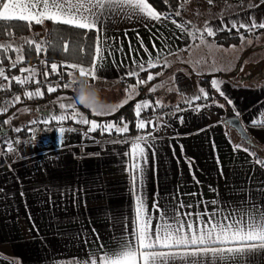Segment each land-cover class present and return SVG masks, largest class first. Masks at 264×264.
<instances>
[{
  "label": "crops",
  "instance_id": "1",
  "mask_svg": "<svg viewBox=\"0 0 264 264\" xmlns=\"http://www.w3.org/2000/svg\"><path fill=\"white\" fill-rule=\"evenodd\" d=\"M193 2L182 0L184 16ZM254 5L225 19L231 18L237 24H250V17L257 23L264 21V3L259 0ZM171 20L157 23L117 17L107 21L102 39L106 37V52L111 55H106L97 72L99 79L91 80L102 85L101 90L125 83L129 79L125 73L133 67L132 60L148 59L140 47L141 40L153 57L156 56L153 42L164 54L161 65L153 68L162 73L157 76L161 83L169 88L171 80L181 78L175 84L179 85L182 100L155 111L148 109L142 117L157 127L149 125L140 132L134 125L131 134H125L135 137L152 132L156 138V155L154 158L149 155L141 184L147 208L151 211L154 200L168 210L173 206L179 208L181 203L193 205L179 209L181 212L203 211L205 206L211 211L213 200L217 206L238 205L250 197L264 204V167L255 163L257 157L264 158V29L252 35L246 32L243 43L240 39L237 44L222 46L205 37L207 43L200 44L199 39L181 32ZM226 26L236 30L231 23ZM185 28L191 30L190 26ZM164 57L168 67L163 66ZM191 78L195 80L190 81ZM213 80L218 82L224 96L212 87ZM192 84L189 98L187 87ZM201 88L208 91V100L194 99V94L201 95ZM42 91L43 98H37L33 104L21 96L20 103L7 106L8 111L0 115V128L6 130V135L14 128L24 129L18 134L22 143L14 153H7L0 140V162L6 158L10 162L0 169V264H72V259L83 257L89 247L114 244L125 234V225L131 230L135 197L128 171L130 158L125 155L130 145L112 143L113 139L124 138L115 133L102 136L97 131V135L88 133L91 138H86L87 130L81 127L86 125L78 126L72 121L63 125L75 129L65 134L63 147L58 145L57 132L54 142L48 139L44 129L49 125L35 129L37 139L33 142L26 130L29 121L40 120L45 113L59 114V103L76 102L79 94L76 86L60 89L55 96L46 88ZM131 102L135 106L136 101ZM217 103L224 107H217ZM205 104L208 106L195 111L198 105ZM235 112L240 113L238 120L260 153L256 157L242 150L234 151L242 140L224 121L236 117ZM85 115L98 122L113 116L95 117L88 111ZM9 117L10 123L3 125ZM254 119L261 123L253 125ZM50 125L56 129L61 126L55 122ZM243 146L249 148L247 144ZM249 264H264V253L251 257Z\"/></svg>",
  "mask_w": 264,
  "mask_h": 264
},
{
  "label": "snow or ice",
  "instance_id": "2",
  "mask_svg": "<svg viewBox=\"0 0 264 264\" xmlns=\"http://www.w3.org/2000/svg\"><path fill=\"white\" fill-rule=\"evenodd\" d=\"M185 3L188 0H184ZM167 4L168 0H164ZM209 4L213 0H208ZM264 3V0H261ZM256 7V5H249ZM175 15H180V10L175 11ZM117 17L126 19H138L143 21H155L160 23L171 19L170 14L157 12L148 0H0V35L14 36L16 29L27 28L33 30L34 25L45 26L46 22H50L54 27L48 32L51 37L49 40H41L36 42L34 39H25L24 45H14L11 42L0 43V79L6 81V84H0V91L11 89L14 81L21 88L29 83L39 85L41 81L37 79L38 75H42L47 81L50 73L45 70L38 73L35 67H20V75L9 76L6 74L4 63L7 60L11 69L17 68L18 65L25 63V45L27 53L30 55L33 46L36 55L39 57L42 52L47 53L49 49H55L62 54H69L71 50L77 53L76 59L80 62L64 61L61 64L55 62L49 65L47 60H40V64L51 68V74L63 77L61 68L69 69L67 71V82L60 84L57 82L55 86L49 84L47 91L49 94L57 91L58 88L70 89L76 86L78 88V97L74 103H59V114H43L40 120H31L29 125H50L55 122L61 125L56 129L58 134V145L63 147L64 137L67 132H72L75 129L66 128L63 125L67 121H72L75 124L86 125L87 131L84 133L86 138L88 133L99 131L103 136L105 134L112 135L115 133L118 136H123V139H113L111 142L115 144H129V151L125 155L129 156L130 164L128 171L132 176L133 195L135 197L134 217L131 220V230L128 231V226L125 225V234L115 240L114 244H100L98 248L89 247L83 257H75L72 259V264H249L251 257L256 254L264 253V204L256 201L248 200L240 204L217 206V201L213 200V209L208 210L205 206L203 211L181 212L179 209L192 208L193 205H184L181 203L179 208L173 206L171 210L164 209L159 200H154L151 205V211L147 208L143 199L141 189L142 177L146 168L149 166V155L155 157V137L152 132L135 137H127L129 132V124L121 118L120 121L98 122L90 120L85 114L77 109V104H84L89 107L92 115H113L119 108L128 104L130 100H135L141 94L143 86L148 85L157 76L162 73H153L150 71L153 68L161 65V56L163 52L159 50L153 42L152 48L156 51V56L153 57L149 49L140 41V47L148 54L146 61L137 62L132 60L133 67L125 73L129 79L135 78V83L128 84L125 89L126 98L119 105L99 107L88 103L94 98V89L89 80L95 81L99 79L97 72L103 67L106 55L110 56L111 52H106V37L102 39L105 32V24L109 20H115ZM251 23H239L229 21L231 27L239 32L244 29L250 35L258 29H264V21L256 22L254 17H250ZM177 29L185 33L192 39H199L200 44H206L204 33L208 37H215L217 32L231 31L226 25L213 28L205 23L204 28L191 31L171 20ZM147 26V24H146ZM69 29L73 31H69ZM95 32L94 48L89 45L91 39L89 33ZM196 33H200L199 36ZM38 35V33H37ZM76 37V39H72ZM181 37H177L180 39ZM241 42L245 41V36L240 35ZM256 39H259L257 35ZM251 43V40L248 41ZM200 45H196L199 47ZM167 47V45H165ZM189 48L192 47L190 44ZM120 51H123L121 48ZM129 51H132L131 44ZM182 51H187L183 49ZM14 53L13 58L9 53ZM175 53L169 52V55ZM91 56V64L86 65L83 60L85 56ZM119 66V65H118ZM163 66L168 67L167 58L164 57ZM147 72V78H141V73ZM78 73V76L76 75ZM26 74V75H25ZM163 85H153L148 89L150 93L157 90ZM212 87L224 96L216 80L212 81ZM87 89V91H86ZM201 95L195 96V100H208V93L203 88L200 89ZM23 95L28 100L35 98H43V91L40 87L35 90L25 89ZM60 100L63 97L58 98ZM227 99V97H225ZM21 102V96L15 95L10 101L4 102L5 105ZM213 103H216L214 100ZM229 105H232L230 99L227 100ZM192 103V101H188ZM161 100H156L155 104L150 100H138L134 106L136 116L135 127L138 131L143 132L149 125L155 129L157 125L151 120L141 118V113L151 109L155 111L157 108L163 107ZM208 105H198L195 111L199 112L201 107ZM217 107L223 108V104H216ZM234 108V105H233ZM182 109L177 108V111ZM8 111L7 106H0V115ZM25 112L28 109L24 110ZM15 115V114H13ZM235 116H240L239 112H235ZM11 117L5 119L3 125L10 123ZM183 122V118H181ZM229 127H237L240 125L236 120L224 121ZM260 121L253 120L252 124L256 125ZM13 131L19 133L24 131L22 128H14ZM51 129L45 128L44 131ZM27 131L31 134V140L36 141L35 129L29 127ZM6 130L0 128V140L6 144L5 151L14 153L18 149L14 147L22 141L17 138L14 141L4 139ZM240 145L234 146V151L242 150L248 153L249 156L256 157V153L250 151V148H245L244 144H249L250 141L243 130H241ZM28 141H24L27 143ZM33 143V147H35ZM149 150H151L149 152ZM183 150V146H181ZM255 163L264 167V160L255 159ZM192 195H195L193 193ZM158 213V215H154ZM195 217V219H193ZM99 236L97 235V240ZM87 243V241H85Z\"/></svg>",
  "mask_w": 264,
  "mask_h": 264
},
{
  "label": "rangeland",
  "instance_id": "3",
  "mask_svg": "<svg viewBox=\"0 0 264 264\" xmlns=\"http://www.w3.org/2000/svg\"><path fill=\"white\" fill-rule=\"evenodd\" d=\"M256 1H259V0H246L240 4V3L232 2V0H225V1L221 0V1H213L212 4H209L208 0H194V2L192 4L188 5V7L190 9L186 10V12H187V13H185V15L187 14L186 16H184L182 14L184 12V5H182V10H181L179 17H181V19L186 23L188 28H189V26L191 27V31L193 30L195 32L196 29L202 30L204 28L206 22L208 23V25H210L211 27H213L215 29L218 26L220 27V25L230 24L229 21H234V20H231V18L226 20L225 17L229 16L232 13H236V11H241V10L245 11L244 8H248V9L252 8V7H249V5H254L256 3ZM186 19H188V20L186 21ZM221 32H223V31H221ZM199 34L200 33H196L197 36H199ZM205 37H207L206 33H204V38ZM22 38L34 39L36 42H39L41 40H49V36H48L47 29L45 26H44V30L40 31L38 33V35L31 33L27 37H22ZM22 38L13 39V40L8 41V42H11L17 46L24 45L25 40ZM0 43H5V42L0 41ZM9 55H11L13 58H15L14 53L10 52ZM42 59L47 60L44 52H42L40 54V56L38 57V60L35 62V64L36 65L40 64V60H42ZM51 62H61L62 63L64 61L53 60V61H50V63ZM29 66H32V65H26L24 67H29ZM4 67H10V65H4ZM152 72L153 73H157V72L161 73L159 71V69H154V70H152ZM145 76H147V74H145ZM145 76H143L144 79H145ZM141 78H142V76H141ZM67 80H68V77H66L64 79L63 83L67 82ZM180 80H181L180 77L178 79L174 78L173 80H171L172 81L170 83L171 86L169 88H167L168 86H166V83H164V82L161 83V78L156 77L148 85L142 87L141 94L139 96H137L136 99L133 101L137 102L138 100H150L153 104H155V101L159 99L162 101V104L164 105L163 107L178 104L182 100L183 97L180 94L179 87H178L179 85L175 84V83L180 82ZM191 80L193 81L195 79L191 78L190 81ZM124 82L125 83H120L119 85H115L113 87L101 90L100 88L103 87L102 85L97 84V83H92V81L89 80V83L92 84V87L94 89V98L90 99L88 101V103L91 105H95L97 107H99L100 105H106V106L119 105L123 101V99H125V97H126L125 89L127 88L128 84H130V83L134 84L135 83V78L127 79ZM153 85H163V86L158 87L157 90L155 92H153L152 96H151L148 89L150 87H152ZM193 85L194 84H192V86L189 85L187 87L188 92H189V95H187V96L189 98L192 97V96H190V94L192 93L191 91H193V88H192ZM60 89L62 90L65 88L61 87ZM86 91H87V89H86ZM58 93H60L59 90L54 92L52 95L55 96ZM193 96H197V95L194 94ZM71 98H72V96H71ZM25 99L28 100L27 98H25ZM35 100H37V98L32 99V100H28V102L33 104V102ZM71 101H72V103L75 102L73 100H71ZM0 106H2V105H0ZM5 106H10V105L7 104ZM37 107H38V105L36 107H34V109H37ZM77 109L80 112H82L83 114H86L87 111L90 114H92L90 111V108L85 107L84 104L78 103ZM144 113H145V111L141 113V118L143 117ZM102 116L105 117L108 115H102ZM104 119H107V118H104Z\"/></svg>",
  "mask_w": 264,
  "mask_h": 264
},
{
  "label": "trees",
  "instance_id": "4",
  "mask_svg": "<svg viewBox=\"0 0 264 264\" xmlns=\"http://www.w3.org/2000/svg\"><path fill=\"white\" fill-rule=\"evenodd\" d=\"M213 1H221V0H213ZM243 1H246V0H232V2L240 3V4ZM148 2L150 3L151 6L154 7V9L157 12L168 13V14H170V17L172 20H175L176 22L181 23L185 27H187L186 23L181 19V17L175 15V11L177 9H179L180 13H181L182 5H183L182 0H168L167 4L164 3V0H148ZM45 27H46L47 33H48L53 29L54 26L50 22H46ZM42 30H44V26H39V25H34L32 31H29L27 28H19V29H16L14 36L9 37L6 35H0V41L1 42H8V41H11L13 39L27 37L31 33L37 34ZM69 31H73V30L69 29ZM245 33L246 32L243 30H239V32H237V30L223 31V32L217 33L215 37H208L207 36L206 38L209 39L210 41L218 44V45L230 46L233 44H237L240 40V35L241 34L245 35ZM89 36L91 37V39L88 41V44L93 45V48H94V42H95V37H96L95 33L91 32V33H89ZM49 39H51L50 36H49ZM72 39H76V37H72ZM76 56H77V53H75L71 50V46H70L69 54H62L61 51L55 50V49H49L48 52L45 53V57L49 62L53 61V60H61V61L79 63L80 61L76 59ZM0 58L2 59L3 57L1 56ZM37 60H38V56L35 53L34 46H33V50H32L30 55L27 53V46H25V63L23 65H18L17 68L14 69V73L18 72L20 67H24L26 65L34 66L35 62ZM83 62L86 65L90 66L91 56L86 55ZM4 65H9L7 60H5ZM152 70H154V69H151L150 71H152ZM146 73L147 72L143 73L142 76H144ZM207 93H208V91H207ZM121 118H123L129 124V133L131 134V131L134 129V125H135V122L137 119L135 116V113H134V103L133 102H131V103L127 104L125 107L121 108L115 115H113L107 119H102L99 121L100 122H102V121H104V122L114 121V122L118 123ZM249 148H250V150H254L256 155L260 154L255 145L249 146ZM260 158H261V160H264V158L262 156Z\"/></svg>",
  "mask_w": 264,
  "mask_h": 264
},
{
  "label": "built area",
  "instance_id": "5",
  "mask_svg": "<svg viewBox=\"0 0 264 264\" xmlns=\"http://www.w3.org/2000/svg\"><path fill=\"white\" fill-rule=\"evenodd\" d=\"M53 63V62H51ZM49 62V65L51 64ZM57 63L58 65L61 64V62H55ZM33 67H35V69L37 70L38 73H42L43 71L47 70L50 75L47 79V81L44 80V77L42 75H38L37 76V79H39L41 81V83L39 85L35 84V83H29L27 85L24 86V88H21L19 85H17L14 81L12 82V85H11V89L10 90H6V91H0V105H5L4 102L6 101H10L15 95H20V96H23V92L25 89H28V90H35L37 87H40L41 90L42 89H47L49 84H51L52 86H55L57 84V82H59L60 84H62L64 81V79L67 76V71H69L68 69H65V68H61L60 71L63 73V77L61 78L60 76H56V75H52L51 74V68L50 66L49 67H45V65H42V64H38V65H34ZM10 67H5V71H6V74L9 75V76H12V75H20V72H16L14 73V69H11V71H9ZM26 75V74H25ZM7 82L6 81H3L2 79H0V84H6ZM60 91V88L57 89V91ZM53 94V93H52ZM25 98V97H24ZM8 105H11V104H8ZM78 126H81L79 124H77ZM31 127L33 129H40L43 127L42 124H36V125H27L26 126V130ZM83 127L84 130H87V127L86 126H81ZM46 128H49L51 129L50 131H47V134H48V139L50 140V142H54L55 141V138H56V128L55 126H47ZM18 134L17 132L13 131V130H10L8 131L5 139H10V140H15L17 139L18 137ZM93 135H97V132H93ZM4 146H6V144H4ZM14 147L16 148L17 145L14 144ZM9 160L6 158V159H2L1 162H0V169L4 166H7L9 164Z\"/></svg>",
  "mask_w": 264,
  "mask_h": 264
},
{
  "label": "water",
  "instance_id": "6",
  "mask_svg": "<svg viewBox=\"0 0 264 264\" xmlns=\"http://www.w3.org/2000/svg\"><path fill=\"white\" fill-rule=\"evenodd\" d=\"M232 120H236V121L239 123L240 127L237 128V127H234V126H233V127H229L228 125H227V126H228L229 128H231L232 130H234V131L236 132V134L239 136L240 139H241V130H243L244 134H246L247 137H248V139H249L248 134L246 133V131H245L244 128L242 127V125H241L240 121L238 120V118H236V117H229V118H227L225 121H232ZM249 141H250V139H249ZM247 145H249V144H247ZM249 146H253V144L250 143Z\"/></svg>",
  "mask_w": 264,
  "mask_h": 264
}]
</instances>
